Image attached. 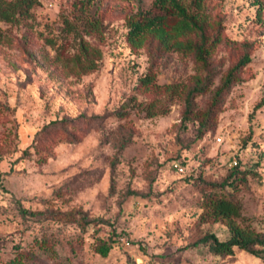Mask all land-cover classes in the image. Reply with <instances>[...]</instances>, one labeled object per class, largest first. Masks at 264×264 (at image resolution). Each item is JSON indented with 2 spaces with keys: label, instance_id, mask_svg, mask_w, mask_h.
<instances>
[{
  "label": "rangeland",
  "instance_id": "1",
  "mask_svg": "<svg viewBox=\"0 0 264 264\" xmlns=\"http://www.w3.org/2000/svg\"><path fill=\"white\" fill-rule=\"evenodd\" d=\"M146 11L178 19L154 0H38L0 21V264H264L192 244L228 236L216 197L264 232V0H202L203 58L152 32L131 44Z\"/></svg>",
  "mask_w": 264,
  "mask_h": 264
},
{
  "label": "trees",
  "instance_id": "2",
  "mask_svg": "<svg viewBox=\"0 0 264 264\" xmlns=\"http://www.w3.org/2000/svg\"><path fill=\"white\" fill-rule=\"evenodd\" d=\"M38 0H0V21H13L19 16L28 15L31 7ZM155 5L171 11L178 15V19L171 25L167 22L165 14H151L146 11L141 17L130 20V29L127 39L133 45L142 43L144 34L152 32L160 42L166 47H174L183 50H194L196 54L203 58L207 47L205 46V27L199 14L202 0H192L194 10H188L182 0H154ZM189 32L200 34V42H193L191 39L179 38ZM3 31L0 27V40L3 38ZM93 66V65H90ZM144 84L154 83L151 75L142 78ZM166 88L170 84L165 85ZM198 89V87H195ZM155 111H150L154 114ZM212 214L225 218L229 221V234L226 238H219L214 232L205 233L192 244H204L208 249L216 254L233 253L237 247L243 249L254 256L260 257L264 261V232H256L247 226L238 225L233 221V217L241 214L239 203L225 197H216L210 201ZM110 243L103 241L98 244L96 250L102 255H106L110 249Z\"/></svg>",
  "mask_w": 264,
  "mask_h": 264
},
{
  "label": "built area",
  "instance_id": "3",
  "mask_svg": "<svg viewBox=\"0 0 264 264\" xmlns=\"http://www.w3.org/2000/svg\"><path fill=\"white\" fill-rule=\"evenodd\" d=\"M218 139H220V137H218ZM172 164L177 170L181 172L185 170V166L181 161H174Z\"/></svg>",
  "mask_w": 264,
  "mask_h": 264
}]
</instances>
